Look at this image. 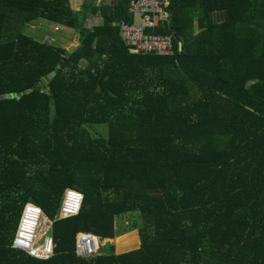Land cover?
Here are the masks:
<instances>
[{"label":"trees","instance_id":"obj_1","mask_svg":"<svg viewBox=\"0 0 264 264\" xmlns=\"http://www.w3.org/2000/svg\"><path fill=\"white\" fill-rule=\"evenodd\" d=\"M112 1L0 0V264H264V0H169L148 32L172 54L131 52L110 24L130 0ZM67 187L83 201L53 222L51 258L12 248L23 203L53 219ZM78 232L108 251L79 258Z\"/></svg>","mask_w":264,"mask_h":264},{"label":"built area","instance_id":"obj_2","mask_svg":"<svg viewBox=\"0 0 264 264\" xmlns=\"http://www.w3.org/2000/svg\"><path fill=\"white\" fill-rule=\"evenodd\" d=\"M169 0H130L129 13L133 19L112 21L118 35L130 45L133 53L140 51L156 54H172L171 35L149 33L148 30L168 21ZM83 193L77 189H64L58 214L50 218L31 201L23 204L17 228L12 238L11 247L23 250L32 258L48 260L53 255L54 241L51 235L52 225L56 219L76 215L82 205ZM97 236L88 232L76 235L75 252L79 258L98 253Z\"/></svg>","mask_w":264,"mask_h":264},{"label":"rangeland","instance_id":"obj_3","mask_svg":"<svg viewBox=\"0 0 264 264\" xmlns=\"http://www.w3.org/2000/svg\"><path fill=\"white\" fill-rule=\"evenodd\" d=\"M83 1H86L87 4L92 3V1L95 4L105 3L109 5L113 3L112 0H102V1L101 0H68V4L72 10L76 11L78 10L80 3ZM88 19L89 17H87L85 21ZM91 22L93 24L98 23L99 22L98 16H94L93 19H91ZM43 25L44 23L41 26ZM193 26H195V22H193ZM42 30H43V35H41V38L43 41H46L48 43L56 42L59 45L64 46L65 48H69L70 45L75 43V36L77 35V31L72 28H69V27H66L60 24L58 25L56 23H49L45 26V29L43 28ZM79 64L82 66H85L86 64L85 60L80 61ZM88 129L93 133H101L104 135L106 126H105V123H97L92 126H89ZM138 219H139L138 212H133V211L128 212L126 214L115 217L113 227L116 231L117 230L123 231L125 229L128 230L130 229L129 227L130 223L131 222L137 223V221H139ZM133 230H135V235L139 236V234L136 233L137 229H133ZM96 240L98 244V252L108 251L109 245L106 241H103V239H100L99 237H97ZM112 243L114 246L113 239H112Z\"/></svg>","mask_w":264,"mask_h":264},{"label":"water","instance_id":"obj_4","mask_svg":"<svg viewBox=\"0 0 264 264\" xmlns=\"http://www.w3.org/2000/svg\"><path fill=\"white\" fill-rule=\"evenodd\" d=\"M92 15H89V19L87 20L86 22V27H83L82 29L83 30H87V28L89 27L90 25V19H91ZM55 74V71L54 70H51L50 72H48L47 74H45L44 76H42L40 78V80L38 81V85L40 86H44L48 83V81L50 80V78Z\"/></svg>","mask_w":264,"mask_h":264},{"label":"crops","instance_id":"obj_5","mask_svg":"<svg viewBox=\"0 0 264 264\" xmlns=\"http://www.w3.org/2000/svg\"><path fill=\"white\" fill-rule=\"evenodd\" d=\"M92 19H93V17H92ZM31 25H32L31 27H33L32 29H38V27L41 28V26H40L39 24H36V25H35V24H32V23H31ZM28 27H29V26H28ZM31 27H29V28H31ZM136 233H138L137 230H136ZM114 237H115V236H114ZM114 237H113V238H114ZM137 238H138V239H137V240H138L137 246H135V247H133V248H136V247H138V246L140 245V239H139V236H137ZM129 249H132V248H129ZM125 250H128V249H124V250H122V251H125ZM114 251H115V249H114ZM115 252H117V251H115Z\"/></svg>","mask_w":264,"mask_h":264},{"label":"clouds","instance_id":"obj_6","mask_svg":"<svg viewBox=\"0 0 264 264\" xmlns=\"http://www.w3.org/2000/svg\"><path fill=\"white\" fill-rule=\"evenodd\" d=\"M130 2V1H129ZM129 4V3H128ZM128 8H129V6H128ZM91 19H92V17H91ZM91 19H90V25H91ZM87 21V20H86ZM86 21H85V23H86ZM114 21H116V20H114ZM89 25V26H90ZM31 27L32 25H31V23H29L28 25H27V27ZM31 28H33V27H31ZM75 189V188H74ZM25 203V202H24ZM23 203V204H24ZM33 203V202H32ZM35 204V203H34ZM37 205V204H36ZM38 206V205H37ZM40 207V206H39ZM23 208V207H22ZM41 208V207H40ZM42 209V208H41ZM21 212H22V209H21ZM20 215H21V213H20ZM20 218V217H19ZM19 221V220H18ZM18 225V224H17ZM17 228V227H16ZM13 248V247H12ZM16 249V248H15ZM18 250H20V249H18ZM21 251H23V250H21ZM26 253V252H25ZM27 254V253H26ZM31 258H32V256H31ZM35 259V258H34ZM37 260H39V259H37Z\"/></svg>","mask_w":264,"mask_h":264}]
</instances>
